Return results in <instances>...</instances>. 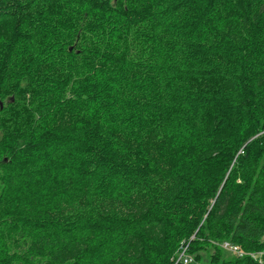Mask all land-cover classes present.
Listing matches in <instances>:
<instances>
[{
	"label": "trees",
	"instance_id": "obj_1",
	"mask_svg": "<svg viewBox=\"0 0 264 264\" xmlns=\"http://www.w3.org/2000/svg\"><path fill=\"white\" fill-rule=\"evenodd\" d=\"M226 240L264 252V0H0V264H264Z\"/></svg>",
	"mask_w": 264,
	"mask_h": 264
},
{
	"label": "built area",
	"instance_id": "obj_2",
	"mask_svg": "<svg viewBox=\"0 0 264 264\" xmlns=\"http://www.w3.org/2000/svg\"><path fill=\"white\" fill-rule=\"evenodd\" d=\"M221 246L230 252L233 255H236L240 258L245 256H250L256 260H259L260 262L263 261L264 252H253V251H247L243 249L241 246L231 242V241H224L222 242ZM183 261L184 263H192L194 261L193 256H191L188 252V245L182 246L181 251L178 256V262Z\"/></svg>",
	"mask_w": 264,
	"mask_h": 264
},
{
	"label": "rangeland",
	"instance_id": "obj_3",
	"mask_svg": "<svg viewBox=\"0 0 264 264\" xmlns=\"http://www.w3.org/2000/svg\"><path fill=\"white\" fill-rule=\"evenodd\" d=\"M2 235L4 237L3 241L5 242L8 249H11V252L17 251L18 247L16 244L15 236L10 232H4V233H2ZM229 254H231V253H229Z\"/></svg>",
	"mask_w": 264,
	"mask_h": 264
},
{
	"label": "snow or ice",
	"instance_id": "obj_4",
	"mask_svg": "<svg viewBox=\"0 0 264 264\" xmlns=\"http://www.w3.org/2000/svg\"><path fill=\"white\" fill-rule=\"evenodd\" d=\"M113 3H114V4L118 3V0H113Z\"/></svg>",
	"mask_w": 264,
	"mask_h": 264
}]
</instances>
